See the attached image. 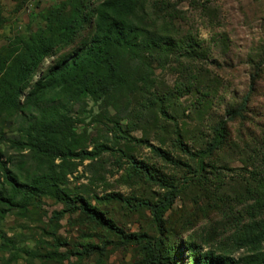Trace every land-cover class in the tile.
I'll return each mask as SVG.
<instances>
[{
    "label": "rangeland",
    "instance_id": "374dc122",
    "mask_svg": "<svg viewBox=\"0 0 264 264\" xmlns=\"http://www.w3.org/2000/svg\"><path fill=\"white\" fill-rule=\"evenodd\" d=\"M97 3L0 0V97L10 62L38 67L27 85H11L21 101L39 72L84 51ZM167 4L173 44L113 53L107 85L73 101L67 151L36 163L0 145L37 190L0 203V264H237L264 250V0ZM70 18L80 26L68 34ZM242 106L223 145L199 160L226 112ZM172 189L158 227L152 207Z\"/></svg>",
    "mask_w": 264,
    "mask_h": 264
},
{
    "label": "trees",
    "instance_id": "16d2710c",
    "mask_svg": "<svg viewBox=\"0 0 264 264\" xmlns=\"http://www.w3.org/2000/svg\"><path fill=\"white\" fill-rule=\"evenodd\" d=\"M60 12L65 14L66 10L59 8L53 11L55 14ZM93 12L97 36L89 46L84 51L73 54L69 60L67 58L59 61L46 71L39 72L33 86H27L21 101L12 100L14 97L10 95L11 85L21 81H24L23 86L27 85L38 67L26 66L18 71L21 67L18 66L19 63L10 62L9 75L3 78L4 86H8L9 91L6 92V98L0 97V107L7 108V115L0 117V145L20 155L26 154L36 163L41 158H58L63 151H67L63 147L64 141L78 123V119L72 115L73 101L83 94H93L107 85L109 75L114 73L112 59L115 51L124 46L132 48L133 53L138 46L156 54H165L167 48L173 44L167 29L170 25L167 0H98ZM76 13L77 10L74 9L72 14ZM68 23L69 28L64 27V31L68 29V34L80 26L75 18H70ZM58 30L62 29L58 27ZM41 32H38V40H41ZM36 38L37 35L29 42H34ZM37 46L39 54H46L40 41ZM45 54L40 58H45ZM17 74L22 75L19 81ZM255 80H252L250 90ZM248 99L249 94L244 105ZM243 109L242 106L226 112L228 120L221 121L214 128L210 144L205 150L198 152L199 160L223 145L227 122L241 118ZM12 126L15 128V135L7 137L3 129ZM153 151L160 158L167 157L159 149L155 148ZM3 158L0 150V203L12 205L19 197H30L37 190L22 178L19 168L11 166V162H5ZM262 196L264 197V192ZM176 197V190L172 189L160 205L152 207L158 227H161L162 211L168 209ZM237 264H264V250L242 257Z\"/></svg>",
    "mask_w": 264,
    "mask_h": 264
}]
</instances>
